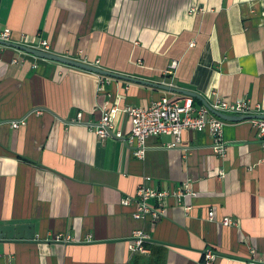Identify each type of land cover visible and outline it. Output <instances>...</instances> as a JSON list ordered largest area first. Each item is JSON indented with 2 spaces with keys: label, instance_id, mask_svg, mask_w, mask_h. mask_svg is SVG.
Instances as JSON below:
<instances>
[{
  "label": "crops",
  "instance_id": "obj_1",
  "mask_svg": "<svg viewBox=\"0 0 264 264\" xmlns=\"http://www.w3.org/2000/svg\"><path fill=\"white\" fill-rule=\"evenodd\" d=\"M7 28L15 42L44 40L56 55L210 106L218 97L264 111V0H0ZM180 96L0 45V227L36 230L31 242L0 240V264H207L209 252L210 264H264V150L250 121H226L224 157L208 130L185 131L176 148L153 137L135 156L124 110ZM112 107L124 137L101 139ZM142 186L168 193L150 200L165 211L157 221L124 204ZM138 231L149 254L130 249Z\"/></svg>",
  "mask_w": 264,
  "mask_h": 264
},
{
  "label": "built area",
  "instance_id": "obj_2",
  "mask_svg": "<svg viewBox=\"0 0 264 264\" xmlns=\"http://www.w3.org/2000/svg\"><path fill=\"white\" fill-rule=\"evenodd\" d=\"M192 11L196 12V9ZM11 29H0V40L13 42L27 47L51 52L49 42H41V46H34L29 43L28 37L22 35L19 42H15ZM178 62L174 61L167 73H173L178 68ZM95 66V65H94ZM211 107L221 113L232 116L243 115H264L261 105H255L250 100H242L236 102H228L222 98L216 99ZM118 108L106 109L99 125L96 127V134L101 139L116 137L122 139L124 134L118 130L115 120ZM124 113L131 118L132 132L129 142L135 147V156L144 159L149 149L148 141L153 137L171 136L174 141L169 144L168 148H176L181 145L182 136L185 131L208 132L214 139V152L224 157L227 147L224 142V126L227 123L221 118L215 116L206 106L198 107L195 105V99L190 96H180L176 98L164 97L159 101H154L147 108L130 107L124 110ZM82 114H79L78 121L81 122ZM254 128L257 130V138L264 150V119L250 120ZM24 125V121L13 124L15 129ZM189 184L185 183L180 191L190 192ZM182 194V192H180ZM168 196L167 192H161L152 187H143L139 190L137 197L124 200L125 205L135 204L137 208L136 219L157 221L165 215V211L161 208L154 207L150 204V200L157 199L163 201ZM215 212H209V219L214 220ZM225 226L234 225V221L230 218L223 220ZM134 243L130 246L132 252L149 254L150 251L145 247V241L148 236L143 231H138L134 236ZM214 259V254L209 252L207 255V264Z\"/></svg>",
  "mask_w": 264,
  "mask_h": 264
},
{
  "label": "water",
  "instance_id": "obj_3",
  "mask_svg": "<svg viewBox=\"0 0 264 264\" xmlns=\"http://www.w3.org/2000/svg\"><path fill=\"white\" fill-rule=\"evenodd\" d=\"M7 46L10 48H14L20 51H23L29 55L35 56L37 58L43 59V60H48V61H53L61 64H65L68 66H72L75 68H79L88 72H92L94 74H98L100 76H105L109 78H115L118 80H124L127 82H133L137 84H143L147 86H151L154 88H159L163 90H167L169 92L175 93V94H180L184 96H190L193 98H198L203 101L204 105L209 108V110L216 115L217 117L221 118L224 121L227 122H242V121H250L253 119H264V115H243V116H232V115H226L224 113L218 112L214 110L209 103L201 97L199 94L185 90V89H180L176 88L174 86L170 85H165V84H158V83H153L149 82L147 80H142V79H137L128 75L124 74H119L116 72H112L109 70H105L101 67L94 66L92 64L76 61L73 59H70L68 57L56 55L51 52H45L43 50L27 47L21 44L13 43V42H6L3 40H0V45ZM35 228L34 225H9V226H1L0 227V240H9V241H34L35 240Z\"/></svg>",
  "mask_w": 264,
  "mask_h": 264
},
{
  "label": "trees",
  "instance_id": "obj_4",
  "mask_svg": "<svg viewBox=\"0 0 264 264\" xmlns=\"http://www.w3.org/2000/svg\"><path fill=\"white\" fill-rule=\"evenodd\" d=\"M198 99H195V102H197Z\"/></svg>",
  "mask_w": 264,
  "mask_h": 264
}]
</instances>
